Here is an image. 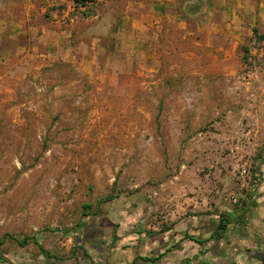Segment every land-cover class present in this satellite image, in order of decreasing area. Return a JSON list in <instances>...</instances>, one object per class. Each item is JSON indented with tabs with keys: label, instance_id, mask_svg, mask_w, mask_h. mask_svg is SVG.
Wrapping results in <instances>:
<instances>
[{
	"label": "rangeland",
	"instance_id": "374dc122",
	"mask_svg": "<svg viewBox=\"0 0 264 264\" xmlns=\"http://www.w3.org/2000/svg\"><path fill=\"white\" fill-rule=\"evenodd\" d=\"M187 22L118 83L108 55L91 80L70 63L31 69L0 52V221L70 231L118 207L164 232L247 202L264 171V27L209 38ZM8 38L0 28V49ZM8 241L0 264L16 263Z\"/></svg>",
	"mask_w": 264,
	"mask_h": 264
},
{
	"label": "crops",
	"instance_id": "0c3cea01",
	"mask_svg": "<svg viewBox=\"0 0 264 264\" xmlns=\"http://www.w3.org/2000/svg\"><path fill=\"white\" fill-rule=\"evenodd\" d=\"M189 1L89 0V11L69 12L73 0H0V28L9 36L0 52L5 62L31 69L70 63L91 80L108 55L105 67L118 83L126 68L154 55L152 45L170 27L195 20L200 30L211 28L209 38L239 37L248 23L264 27V0ZM119 212L85 214L70 231L40 232L17 215L0 221V242L16 246L2 252L17 264H264V171L244 205L187 216L168 231H147ZM221 218L229 224L218 234Z\"/></svg>",
	"mask_w": 264,
	"mask_h": 264
},
{
	"label": "built area",
	"instance_id": "2783aa9c",
	"mask_svg": "<svg viewBox=\"0 0 264 264\" xmlns=\"http://www.w3.org/2000/svg\"><path fill=\"white\" fill-rule=\"evenodd\" d=\"M89 3L85 2V3H81V4H77L74 0L71 3V6L69 7V12H76V11H81V12H87L90 10L89 8ZM69 14H66V17H68ZM243 172H246V169L243 170Z\"/></svg>",
	"mask_w": 264,
	"mask_h": 264
},
{
	"label": "trees",
	"instance_id": "16d2710c",
	"mask_svg": "<svg viewBox=\"0 0 264 264\" xmlns=\"http://www.w3.org/2000/svg\"><path fill=\"white\" fill-rule=\"evenodd\" d=\"M86 0H75L77 4L85 3ZM222 216V215H221ZM228 219L227 218H221L220 221L217 224L216 232L220 234L222 231H224L228 226ZM24 245V244H23Z\"/></svg>",
	"mask_w": 264,
	"mask_h": 264
}]
</instances>
